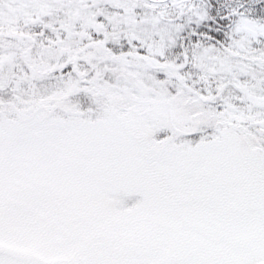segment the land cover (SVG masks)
<instances>
[{"label": "snow or ice", "instance_id": "obj_1", "mask_svg": "<svg viewBox=\"0 0 264 264\" xmlns=\"http://www.w3.org/2000/svg\"><path fill=\"white\" fill-rule=\"evenodd\" d=\"M0 264H264V0H0Z\"/></svg>", "mask_w": 264, "mask_h": 264}]
</instances>
